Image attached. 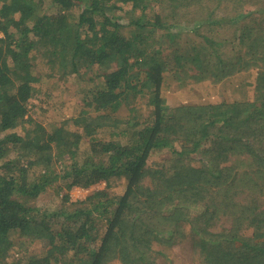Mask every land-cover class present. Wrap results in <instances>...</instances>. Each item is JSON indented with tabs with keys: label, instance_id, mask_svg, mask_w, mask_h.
<instances>
[{
	"label": "trees",
	"instance_id": "trees-1",
	"mask_svg": "<svg viewBox=\"0 0 264 264\" xmlns=\"http://www.w3.org/2000/svg\"><path fill=\"white\" fill-rule=\"evenodd\" d=\"M43 2L0 0V264H156L182 238L191 246L184 254L204 264H264V145L256 144L264 135V37L255 30L249 49L244 26L237 55L226 60L227 38L201 33L236 25L240 0ZM186 32L206 45L193 47ZM255 57L252 102L170 105L165 96L217 84ZM91 71L96 84L72 130L40 122L36 85ZM104 128L106 139L94 132ZM85 140L96 150H82ZM165 149L174 157L150 165ZM99 183L105 189L71 201L73 188ZM50 190L63 194L62 208L34 205ZM224 219L234 230L215 233ZM15 249L24 262L7 261Z\"/></svg>",
	"mask_w": 264,
	"mask_h": 264
},
{
	"label": "rangeland",
	"instance_id": "rangeland-1",
	"mask_svg": "<svg viewBox=\"0 0 264 264\" xmlns=\"http://www.w3.org/2000/svg\"><path fill=\"white\" fill-rule=\"evenodd\" d=\"M241 6L238 16L243 14L241 19L237 22L236 25H232L229 22H224L223 26L218 27V25H212L213 30L211 32H205L204 29L201 33L202 36H210L219 38V40L223 41L222 45H226L224 49L225 59L228 60L232 56H236L237 53L235 51V45H242L239 42V36L241 34L240 29L244 26H247V34L248 39L245 40V44L249 45V49L254 47L251 46V40H254L258 37H255L257 31L262 33V37H264V0H240ZM50 4V0H44L43 5L47 8ZM157 10V7H156ZM154 10V11H156ZM262 20L259 23H255L256 20ZM231 30V31H230ZM195 48L202 49L206 44L203 41V38L197 35H190L186 32L185 37ZM236 39L237 41H235ZM232 40V41H230ZM264 38L260 42V50L264 51ZM238 42L239 44H236ZM248 42V43H247ZM235 44V45H234ZM243 59L238 61L237 63H245V49L242 48ZM260 62V61H259ZM249 66L246 71H234L232 74L226 78H223L219 81V83L214 84L211 80L200 81L198 83H194L190 86V91L185 92H177L176 89H170L166 92L165 96L170 105L177 104L179 101L183 100V98L190 102L191 104H207V103H222V102H252L256 95V84H257V68L258 63L255 58H251L248 63ZM233 70V69H232ZM95 71H91L89 75L85 76V79H82L78 76H72L67 80L57 81L51 80L47 82L46 79H43L40 83L36 85L37 90L41 91V93L37 94L33 99V102L38 105V119L46 126H50L53 123H57L59 125H63L65 128L72 130L73 126L70 120L76 115L79 106H83L82 102L87 96L88 89L92 86H95L96 83L89 82L90 77H95ZM48 86H51L48 88ZM47 93L49 98L48 100L41 101L44 98L43 94ZM84 108H88L84 106ZM95 114V113H94ZM128 112L125 107H121L119 111L115 114L116 117L123 119L127 116ZM98 115V114H96ZM95 134H99L101 138H108V134L110 130L108 128L104 129H96ZM264 135L260 137V142L257 141V145L259 147H263L264 145ZM259 143V144H258ZM98 147V142L90 143L87 140L82 143V150H96ZM178 149L179 146L177 145ZM174 153L172 150H163L161 152L154 151L150 157L149 164L154 165L155 162H163L165 159H169L170 157H174ZM194 163L196 165L201 164V155L195 154L193 155ZM106 185L104 183L96 184L89 189L83 188H73L70 191L71 201H79L84 200L88 194L92 191L103 190ZM124 190L123 183L116 184V187L113 189L114 193H121ZM63 194L60 192H56V190H50L42 194L35 202L34 205L39 206L41 208H46L50 211L55 209L62 208L61 198ZM233 220V219H230ZM236 227V226H235ZM233 225L227 223L225 219L221 222H218L215 233H228L232 231ZM241 231L245 230L243 225L240 226ZM247 235H251L250 231ZM15 246H18L21 243V237H15L14 239ZM178 243L175 247L165 246L164 254L161 255L156 264H204L202 258L199 255L186 256L185 250L189 251L191 247L189 244L188 238H182L177 241ZM42 241L35 242L31 245L32 248L39 249V247H44ZM19 251L13 250L7 256V261L10 263H14L17 260L24 262L26 259L25 255H22ZM264 262V260H263ZM110 264H121L118 261H114Z\"/></svg>",
	"mask_w": 264,
	"mask_h": 264
}]
</instances>
